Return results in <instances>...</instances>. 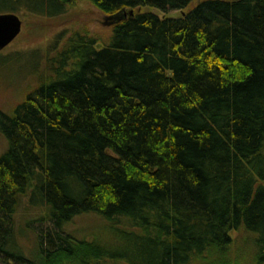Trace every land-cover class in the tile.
Wrapping results in <instances>:
<instances>
[{"label":"trees","instance_id":"trees-1","mask_svg":"<svg viewBox=\"0 0 264 264\" xmlns=\"http://www.w3.org/2000/svg\"><path fill=\"white\" fill-rule=\"evenodd\" d=\"M83 1L133 15L33 51L35 86L0 113V264H264V0Z\"/></svg>","mask_w":264,"mask_h":264},{"label":"rangeland","instance_id":"rangeland-1","mask_svg":"<svg viewBox=\"0 0 264 264\" xmlns=\"http://www.w3.org/2000/svg\"><path fill=\"white\" fill-rule=\"evenodd\" d=\"M198 0L193 1L187 8L193 7ZM145 8L143 10H146ZM161 17L163 13L156 9L151 10ZM179 11L166 13L168 17H177ZM133 15V11H132ZM129 15L128 11L114 15H106L90 3L77 0L68 9V12L56 19H37L18 14L22 25L17 37L0 51V113L10 114L18 103L25 97L28 90L35 86V78L42 68H37L39 59L33 56V51L43 53L53 41L54 36L61 30L71 33L83 28L88 33L106 40L110 28L114 23ZM40 68V69H39ZM7 148V140L0 131V154ZM100 222L92 216L75 219L65 231L77 238L87 237V234L98 228ZM25 247L31 246V237L21 238Z\"/></svg>","mask_w":264,"mask_h":264},{"label":"water","instance_id":"water-1","mask_svg":"<svg viewBox=\"0 0 264 264\" xmlns=\"http://www.w3.org/2000/svg\"><path fill=\"white\" fill-rule=\"evenodd\" d=\"M132 15V10L129 11ZM22 22L17 14H0V51L8 46L19 34Z\"/></svg>","mask_w":264,"mask_h":264}]
</instances>
